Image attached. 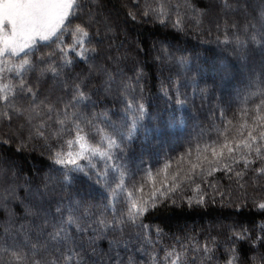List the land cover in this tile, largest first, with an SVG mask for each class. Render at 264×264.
Wrapping results in <instances>:
<instances>
[{"label":"trees","instance_id":"obj_1","mask_svg":"<svg viewBox=\"0 0 264 264\" xmlns=\"http://www.w3.org/2000/svg\"><path fill=\"white\" fill-rule=\"evenodd\" d=\"M87 2L100 21L90 28L92 33L97 29L100 32L92 41L97 53L91 75L88 64L75 57L76 62L64 69L65 76L60 78L68 80L69 88L63 90L60 81L49 77L42 81L41 91L48 94L50 90L53 100L60 95L70 99L71 85L80 82L78 77L86 76L82 89L89 99L80 107L89 116L95 113L96 123L101 126H106L105 114L121 125L127 119L124 109L128 100L134 106L144 104L143 127L137 131L128 153L129 167L134 171L151 167L155 172L165 160H173L175 169V160L189 147L193 149L189 159L195 162V145L203 144L209 136L215 139L216 129H223L225 120L233 119L244 107L245 98L264 81V56L251 41L252 32L259 38L262 31L264 0H229L233 5L229 8H224L223 0H165L173 7L163 23L151 13L143 16L145 4L155 7L159 0ZM188 4L204 10L199 15L200 24L194 18L198 14ZM129 12L136 16L135 20ZM178 17L181 25L174 27ZM233 23L235 28L231 27ZM251 24L256 28H251ZM237 36L246 48L236 44ZM70 41L68 37L67 42ZM177 99L184 103L178 104ZM21 122L15 116L11 121L0 119V239L11 213L15 214L12 219L16 227L28 221L41 222L27 216L24 208V204L37 202V188L45 194L43 206L49 209L50 220L59 216L55 212L57 206L67 215L68 207L76 202L81 211L88 207L94 214L85 217L89 223L101 211L111 218L107 194L99 185L77 173H69L71 180L62 183L64 171L49 159V151L41 140L20 146L16 132ZM5 140L10 142L4 143ZM51 143L56 146L55 141ZM236 155L237 163L224 160L211 175L201 176L198 168L194 183L185 181L175 195L144 214L142 221L149 226L147 229L129 226L123 234L109 231L92 246L94 252L86 245L81 264H154L153 257L155 264H167L165 252L173 250L186 252L184 264H225L233 248L238 256L234 264H264V209L258 207L264 202V172L259 171L264 160L253 152L245 166ZM224 163L233 171H227ZM183 167L187 168V163ZM236 172L242 175L237 177ZM196 184L200 185L198 191L204 196V203L194 199L189 204L187 198L197 191ZM123 207L121 198L116 203L117 212ZM157 228L162 229L159 236ZM95 234L89 229L75 235L83 236L86 242L88 236ZM205 245L212 250L208 253L211 259L203 252ZM6 258L0 252V259Z\"/></svg>","mask_w":264,"mask_h":264},{"label":"snow or ice","instance_id":"obj_2","mask_svg":"<svg viewBox=\"0 0 264 264\" xmlns=\"http://www.w3.org/2000/svg\"><path fill=\"white\" fill-rule=\"evenodd\" d=\"M95 2L91 0V3ZM187 6L196 11L198 15L194 18L200 24L199 15L204 10L195 9L192 4ZM223 6L229 8L233 5L229 0H223ZM172 7L165 0H159L155 7L145 4L143 16L151 13L163 23ZM128 15L136 19L132 12ZM261 19L259 38L256 32H252L251 41L264 56V13ZM94 23L99 24L100 21L87 0H0V119L11 121L13 116L20 119L22 122L16 135L21 147H26L33 140L43 141L49 151V159L64 171L62 183L71 180L69 173L81 174L82 178L103 189L107 194L105 198L109 200L107 207L111 208V218L101 211L89 223L85 217L94 214L88 207L81 211L79 202H76L68 207L67 215L57 206L55 212L59 216L50 220L49 209L43 206L45 194L37 188V202L24 204V208L27 216L39 218L41 222L33 224L28 221L16 227L12 219L15 214H10L9 220L5 221L4 237L0 239V252L7 258L0 259V264H81V253L86 251V245L94 252L92 246L107 232L119 231L123 234L129 226L147 229L149 226L142 221L144 214L175 195L185 181L194 183L193 177L198 168L201 176L211 175L224 160L237 163L236 154H239L245 166L250 163L248 157L253 152L257 158L264 160V144L260 143L264 141L262 81L257 91L245 98L244 107L236 116L226 119L223 129H216L218 134L215 139L209 136L203 144L195 145V162L189 159L193 152L189 147L175 160V169L173 160H165L155 172L151 167L142 171L130 168L128 153L137 131L143 127L146 114L144 104L134 106L133 101L128 100L124 109L127 119L121 125L112 122L105 114L106 126H101L96 123L95 113L89 116L80 107L89 99L82 89L86 76L78 77L80 82L71 85L70 99L60 95L53 100L50 90L48 94L41 91L42 81L49 77L53 81H60L66 91L69 88L68 80L61 81L60 78L65 76L64 69L76 62L75 57L88 64V75H91L95 67L92 61L97 53L92 41L94 36L100 35L99 29L95 33L90 31ZM180 25L178 17L173 26ZM231 27L235 28L236 24L233 23ZM251 28L255 29L256 25L251 24ZM108 30L111 31L110 28ZM245 31H248L247 25ZM68 37H71L70 42H67ZM225 41H228L227 33ZM235 42L238 46L247 47L239 36L235 37ZM43 48L49 50L43 51ZM97 70L106 72V69ZM108 79H112L110 73ZM164 94L167 96V91ZM253 97L258 99L253 100ZM177 103L184 101L177 99ZM65 136L71 138L66 139ZM185 163L187 168L183 167ZM205 164L207 168L203 166ZM223 167L229 172L233 171L228 163H224ZM259 171L264 172V167ZM235 175L240 177L242 173L236 172ZM44 187L47 189L48 184L45 183ZM195 187L197 191L187 198L188 203L192 204L195 199L196 203L202 204L204 196L199 194L200 185L196 184ZM121 198L124 207L118 213L116 203L121 202ZM176 202L172 200V203ZM258 207L264 209V202L259 203ZM93 224L97 227L93 228ZM89 229L96 234L88 236L86 242L83 236L75 235L87 233ZM156 231L159 236L162 229L157 228ZM9 238L11 243L8 242ZM145 239L151 243L147 233ZM211 251L207 245L203 247L208 259H211L208 255ZM231 252L225 264H234L238 259L234 248ZM185 256L186 252L166 251L164 260L167 264H184ZM153 262L155 264V257Z\"/></svg>","mask_w":264,"mask_h":264}]
</instances>
